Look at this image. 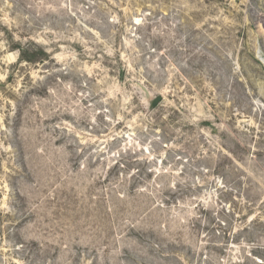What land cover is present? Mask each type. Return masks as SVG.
Listing matches in <instances>:
<instances>
[{"label": "rangeland", "instance_id": "rangeland-1", "mask_svg": "<svg viewBox=\"0 0 264 264\" xmlns=\"http://www.w3.org/2000/svg\"><path fill=\"white\" fill-rule=\"evenodd\" d=\"M0 264H264V0H0Z\"/></svg>", "mask_w": 264, "mask_h": 264}, {"label": "water", "instance_id": "water-1", "mask_svg": "<svg viewBox=\"0 0 264 264\" xmlns=\"http://www.w3.org/2000/svg\"><path fill=\"white\" fill-rule=\"evenodd\" d=\"M159 100H160V98H157V99L154 101V104L157 103Z\"/></svg>", "mask_w": 264, "mask_h": 264}]
</instances>
